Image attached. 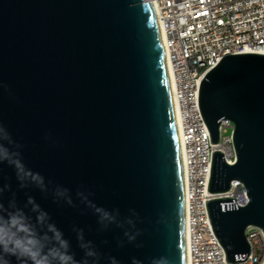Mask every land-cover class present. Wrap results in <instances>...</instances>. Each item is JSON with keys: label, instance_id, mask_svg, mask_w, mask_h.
Masks as SVG:
<instances>
[{"label": "water", "instance_id": "obj_1", "mask_svg": "<svg viewBox=\"0 0 264 264\" xmlns=\"http://www.w3.org/2000/svg\"><path fill=\"white\" fill-rule=\"evenodd\" d=\"M197 102L211 144L220 122L235 126L237 161L212 155L211 194L240 181L248 203L206 202L213 231L228 263L246 261L248 227L264 233V55L226 54L197 81ZM0 127L27 169L47 191L21 188L16 172L0 163V195L7 207L32 215L33 197L50 222L83 258L73 228L83 229L101 253L100 264H187L184 171L161 33L149 0H0ZM67 189L75 207L54 195ZM77 192L139 231L101 230ZM133 211L135 215H133ZM125 225V228H128ZM106 241V243H105ZM123 241V246L120 242ZM139 245V247L137 246ZM17 264L15 258H10Z\"/></svg>", "mask_w": 264, "mask_h": 264}, {"label": "built area", "instance_id": "obj_2", "mask_svg": "<svg viewBox=\"0 0 264 264\" xmlns=\"http://www.w3.org/2000/svg\"><path fill=\"white\" fill-rule=\"evenodd\" d=\"M160 12L174 72V95L182 115L181 140L186 157L187 224L190 264H264V233L248 227L251 255L228 263L207 209L209 200L235 199L247 205V190L233 181L224 193L211 194L212 155L222 151L225 162L237 161L233 144L235 126L220 122V142L211 144L208 127L197 102V81L226 54L264 55V0H149ZM231 129V134L224 133Z\"/></svg>", "mask_w": 264, "mask_h": 264}, {"label": "clouds", "instance_id": "obj_3", "mask_svg": "<svg viewBox=\"0 0 264 264\" xmlns=\"http://www.w3.org/2000/svg\"><path fill=\"white\" fill-rule=\"evenodd\" d=\"M0 139L12 143L7 131L2 127H0ZM21 147L22 145L14 144L13 148H8L0 144V163L6 162L15 169L21 188L34 184L42 191H47L43 177L27 169L20 159L18 149ZM10 188L11 186L8 184L0 187V195ZM54 195L75 207L67 189L56 187ZM76 195L81 203L85 204L98 217L101 230L115 225L124 229V236L127 237L129 243L136 240L140 233L139 231L133 233L130 230L135 228V223L131 218L121 221L119 210L109 212L98 207L89 199L92 193L77 192ZM28 205L31 206V213L35 214V222H33L32 215L18 207L15 194L9 200L7 207L0 202V264H12L10 258L13 257L17 264H100L101 253L92 241L85 240L83 229L73 228V231L76 232L78 246L84 253L83 258L77 260L75 253L71 251L69 240L65 239L63 232L50 222V216L39 208L33 197H28L25 207ZM133 215H135L134 211ZM125 225L129 227L125 228ZM120 246H123V241L120 242ZM137 246L139 247V245ZM108 259L110 264H118L115 257ZM133 264H141V262L134 260ZM152 264H167V260L164 258L154 259Z\"/></svg>", "mask_w": 264, "mask_h": 264}, {"label": "bare ground", "instance_id": "obj_4", "mask_svg": "<svg viewBox=\"0 0 264 264\" xmlns=\"http://www.w3.org/2000/svg\"><path fill=\"white\" fill-rule=\"evenodd\" d=\"M152 11L156 17L157 24H158V29L161 33V43L164 49L165 53V58H166V63H167V69H168V77H169V85H170V91H171V97H172V104H173V110H174V116H175V122H176V129H177V135H178V141H179V147H180V152H181V158H182V164H183V171H184V198H185V224H186V250H187V264H190V253H189V231H188V224H187V198H186V185H187V180H186V157H185V151H184V145L181 140V134H182V115L180 111L179 104L176 100V97L174 95L175 91V83H174V72L172 69V64H171V58H170V53L167 47L166 43V31L164 28L163 21L160 16L159 9L154 5L151 4Z\"/></svg>", "mask_w": 264, "mask_h": 264}, {"label": "rangeland", "instance_id": "obj_5", "mask_svg": "<svg viewBox=\"0 0 264 264\" xmlns=\"http://www.w3.org/2000/svg\"><path fill=\"white\" fill-rule=\"evenodd\" d=\"M231 134V129H228L226 133H224V136L230 135Z\"/></svg>", "mask_w": 264, "mask_h": 264}]
</instances>
